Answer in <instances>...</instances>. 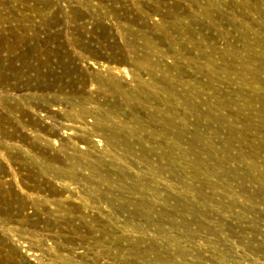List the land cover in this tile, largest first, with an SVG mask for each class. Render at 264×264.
<instances>
[{
    "label": "rangeland",
    "instance_id": "374dc122",
    "mask_svg": "<svg viewBox=\"0 0 264 264\" xmlns=\"http://www.w3.org/2000/svg\"><path fill=\"white\" fill-rule=\"evenodd\" d=\"M2 190L74 264H264V0H0Z\"/></svg>",
    "mask_w": 264,
    "mask_h": 264
},
{
    "label": "bare ground",
    "instance_id": "6f19581e",
    "mask_svg": "<svg viewBox=\"0 0 264 264\" xmlns=\"http://www.w3.org/2000/svg\"><path fill=\"white\" fill-rule=\"evenodd\" d=\"M85 113L90 115L89 111L85 112ZM84 140L86 141V139H84ZM112 144H114L113 141H112ZM47 146H50V145L47 143ZM92 147H93V149H95V145L94 146L92 145ZM55 160H58V159H55ZM41 171L44 174L49 175V177L51 179L59 181V184H60L61 188H63V190L65 188H68V185H69L64 181V179H66V178L72 179L73 178V176L70 174L68 176L63 171H60L58 169L55 170L54 167L52 166V164L45 165L44 167H42ZM69 183H71V182H69ZM1 186H3V185L1 184ZM72 189H74V188H72ZM70 190H71V188H70ZM4 191L7 193L6 190H4ZM4 191L0 192V198L6 197L5 195L9 196L12 194V191L9 192L8 194L4 193ZM52 191H54L53 193L57 194V195L59 193V191L56 189L55 190L53 189ZM65 191H67V189H65ZM70 192L69 193L72 194V191H70ZM17 196H19V195H17ZM69 197H71V196H69ZM26 198H30V197H25V195H24V197L19 196L16 199L17 216L21 217V223L20 224L25 223V225H30L31 227H37V225H38L37 222L35 223V222L31 221V219L28 218L27 215H24V213H25L24 211L26 210V205L28 204L27 203L25 205ZM62 199L63 198L61 197V200ZM74 199L76 200V198H74ZM75 200H73V201H75ZM80 201H82V200H80ZM56 202H58V201H56ZM61 202H60V204L63 203V202L62 203ZM30 203H31L30 204L31 206L39 205L38 200L30 201ZM82 205H84V204H82ZM62 207L63 206H61V208ZM81 208H82V206H81ZM86 208H88V207H86ZM88 212H89V210H88ZM51 213L49 212V214H51ZM9 231H6V230L0 231V264H74L73 260H72L73 256L72 257L67 256L66 255L67 253L64 254V253L59 252V250H57L59 247V244L55 243L54 241H52L50 243V240H52V239H48L49 235H46V234H44L41 231L36 230V229L34 231L32 230V231H29L27 233V231L23 228V226H21L20 229L11 227V229H9ZM26 234H28L30 237L28 235L26 236ZM49 238H54V236L49 237ZM55 239H57V238H55ZM178 253L182 254V250L180 249L178 251Z\"/></svg>",
    "mask_w": 264,
    "mask_h": 264
}]
</instances>
